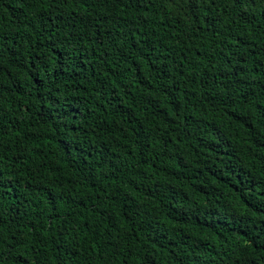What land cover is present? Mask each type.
<instances>
[{
    "label": "trees",
    "instance_id": "obj_1",
    "mask_svg": "<svg viewBox=\"0 0 264 264\" xmlns=\"http://www.w3.org/2000/svg\"><path fill=\"white\" fill-rule=\"evenodd\" d=\"M0 264H264V0H0Z\"/></svg>",
    "mask_w": 264,
    "mask_h": 264
}]
</instances>
